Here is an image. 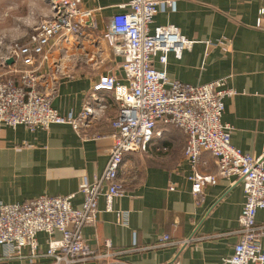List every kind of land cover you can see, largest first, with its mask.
Returning a JSON list of instances; mask_svg holds the SVG:
<instances>
[{
    "label": "crops",
    "instance_id": "crops-1",
    "mask_svg": "<svg viewBox=\"0 0 264 264\" xmlns=\"http://www.w3.org/2000/svg\"><path fill=\"white\" fill-rule=\"evenodd\" d=\"M48 0H0V12L19 15L25 8L32 15L31 27L49 16ZM131 0H79L82 11H90L94 28L74 35L69 43H57L47 60L38 59V90L48 94L51 107L60 114L78 115L85 105L104 108L77 134L68 125H51L33 132L23 126H0V202L21 204L40 196L73 195L78 208L82 196L78 186L91 183L105 167L112 147L111 121L118 103L109 91L94 93L93 85L105 76L125 83L120 64L102 35L108 19L130 11ZM31 6V7H30ZM37 22V23H36ZM173 26L191 42L179 57L169 53L165 64L154 57V67L169 79L184 84H206L224 79L236 94L224 99L221 122L231 128V144L259 157L264 152V0H175L159 12L149 25ZM21 33L18 36H22ZM27 40V39H26ZM161 137L144 153L125 155L118 181L121 193L112 209L97 202L95 225L84 226L82 237L95 255L112 245V258L89 264H220L229 258L238 241L239 215L244 193L239 182L219 179L203 189L202 199L191 194L188 177L193 173L184 158L185 135L159 122ZM197 172L214 175V159L200 155ZM127 216L126 224L123 223ZM257 225H264V209L257 212ZM164 236L165 245H158ZM58 238V236H56ZM47 236L37 235L40 252ZM264 248V237L262 238ZM0 248V255H1ZM9 264H48L40 258Z\"/></svg>",
    "mask_w": 264,
    "mask_h": 264
},
{
    "label": "built area",
    "instance_id": "built-area-1",
    "mask_svg": "<svg viewBox=\"0 0 264 264\" xmlns=\"http://www.w3.org/2000/svg\"><path fill=\"white\" fill-rule=\"evenodd\" d=\"M49 16L39 21L23 44L12 43L0 56V126L15 129L23 126L33 132L51 125H68L81 135L91 119L104 108L95 94L96 105H85L74 116L60 114L51 107V98L38 90V59L47 60L57 43L67 44L74 35L94 28L90 11L79 8V0H48ZM175 0H131L130 11L108 19L102 35L115 56L121 57L120 69L125 83L114 76L101 77L92 87L94 93L109 91L118 103V112L110 125L113 144L102 172L91 183L78 186L82 203L72 206L73 195L40 196L21 204L0 202V264L24 259L28 251L31 261L44 258L48 264H89L112 258V245L104 241L106 252L95 255L81 230L95 225L97 202L105 201L111 211L112 200L120 195L118 173L125 155L144 153L153 140L161 137L157 124L162 122L185 135L184 158L193 173L188 177L191 194L201 201L203 189L219 179L241 183L244 203L239 215V238L229 258L220 264H264V225L255 217L264 209V152L254 157L231 144V128L221 122L224 99L236 94L227 89L225 80L189 85L169 79L164 70L154 67V57L165 64L167 55L179 57L191 42L170 25H149L154 17ZM11 65H6L8 59ZM214 159L215 174L197 172L202 153ZM124 215L123 223L126 224ZM47 236L45 252H40L37 235ZM58 236V238H56ZM168 236L158 245H165ZM99 264V263H95ZM169 264H180L172 261Z\"/></svg>",
    "mask_w": 264,
    "mask_h": 264
},
{
    "label": "rangeland",
    "instance_id": "rangeland-1",
    "mask_svg": "<svg viewBox=\"0 0 264 264\" xmlns=\"http://www.w3.org/2000/svg\"><path fill=\"white\" fill-rule=\"evenodd\" d=\"M30 15H32L30 9L26 8L24 13L19 15L9 14L6 16L4 12H0V56L4 54V49L12 43L23 44L26 42L35 26L31 27L26 24V19ZM21 33H23L22 36H18Z\"/></svg>",
    "mask_w": 264,
    "mask_h": 264
},
{
    "label": "water",
    "instance_id": "water-1",
    "mask_svg": "<svg viewBox=\"0 0 264 264\" xmlns=\"http://www.w3.org/2000/svg\"><path fill=\"white\" fill-rule=\"evenodd\" d=\"M13 63V59H8L7 61H6V65H11Z\"/></svg>",
    "mask_w": 264,
    "mask_h": 264
}]
</instances>
